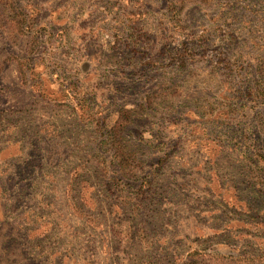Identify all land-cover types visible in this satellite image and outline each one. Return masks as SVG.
Wrapping results in <instances>:
<instances>
[{
    "label": "rangeland",
    "instance_id": "1",
    "mask_svg": "<svg viewBox=\"0 0 264 264\" xmlns=\"http://www.w3.org/2000/svg\"><path fill=\"white\" fill-rule=\"evenodd\" d=\"M263 57L264 0H0V264L264 253Z\"/></svg>",
    "mask_w": 264,
    "mask_h": 264
},
{
    "label": "trees",
    "instance_id": "2",
    "mask_svg": "<svg viewBox=\"0 0 264 264\" xmlns=\"http://www.w3.org/2000/svg\"><path fill=\"white\" fill-rule=\"evenodd\" d=\"M25 22L26 21H22V22L21 21H17V22L15 21L16 27H14V28L16 29V33L23 31V29L25 28V25H24ZM12 32H14V31H12ZM16 33H14V34H16ZM16 64L18 66V73L20 75V78L27 79V76H28L27 70L30 69L28 61L26 63H24V61L22 62L21 60L17 59ZM255 73L257 75L255 96L257 99L260 98V100L262 102H264V57L259 58L258 61L256 62ZM151 97H152V94L150 93L148 95V98H151ZM258 122H260V124H261L263 122V120L261 118H259ZM120 127H119V125L114 127L112 135L110 137H108V141L106 139L103 140L102 145L107 147V148L109 147L113 150L114 159L112 160L111 164L117 163L122 169L128 171V169L125 167L130 166V155L125 151L124 146L117 139L119 137ZM260 164L261 165H258L259 172L264 170V157L263 156H262V161L260 162ZM107 165H109V164L107 163ZM256 178H257V180H259L258 176H256ZM146 182L149 185V181H146ZM146 182H145V185L148 186L146 184ZM262 182L263 181L261 180L260 183L263 184ZM258 224L261 226V224L263 225L264 223H258ZM258 230H260L264 233V226L259 227ZM257 243L264 250V238L260 237V239H259V241H257ZM247 257H248L247 260H249L248 264H264V253L263 252H260L257 255L255 254L253 257H251V256H247Z\"/></svg>",
    "mask_w": 264,
    "mask_h": 264
}]
</instances>
